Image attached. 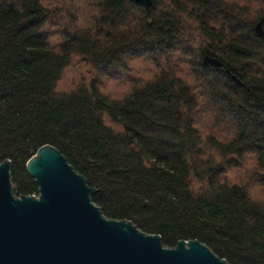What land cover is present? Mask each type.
<instances>
[{
  "label": "trees",
  "instance_id": "1",
  "mask_svg": "<svg viewBox=\"0 0 264 264\" xmlns=\"http://www.w3.org/2000/svg\"><path fill=\"white\" fill-rule=\"evenodd\" d=\"M260 21L264 0H0V162L18 194L38 193L26 164L52 144L108 217L264 264Z\"/></svg>",
  "mask_w": 264,
  "mask_h": 264
},
{
  "label": "water",
  "instance_id": "2",
  "mask_svg": "<svg viewBox=\"0 0 264 264\" xmlns=\"http://www.w3.org/2000/svg\"><path fill=\"white\" fill-rule=\"evenodd\" d=\"M255 31L264 36L262 21ZM203 63L223 66L210 55ZM11 166L9 158L0 162V264H233L198 239L170 247L131 219L108 217L93 200L96 187L52 144L26 164L38 194H18Z\"/></svg>",
  "mask_w": 264,
  "mask_h": 264
},
{
  "label": "rangeland",
  "instance_id": "3",
  "mask_svg": "<svg viewBox=\"0 0 264 264\" xmlns=\"http://www.w3.org/2000/svg\"><path fill=\"white\" fill-rule=\"evenodd\" d=\"M36 194H38V193H36Z\"/></svg>",
  "mask_w": 264,
  "mask_h": 264
}]
</instances>
